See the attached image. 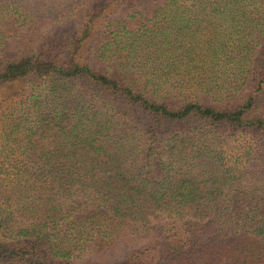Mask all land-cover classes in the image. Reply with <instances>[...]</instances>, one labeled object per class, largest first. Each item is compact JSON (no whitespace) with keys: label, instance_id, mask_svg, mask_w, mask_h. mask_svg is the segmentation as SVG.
I'll use <instances>...</instances> for the list:
<instances>
[{"label":"trees","instance_id":"1","mask_svg":"<svg viewBox=\"0 0 264 264\" xmlns=\"http://www.w3.org/2000/svg\"><path fill=\"white\" fill-rule=\"evenodd\" d=\"M0 264H264V0H0Z\"/></svg>","mask_w":264,"mask_h":264},{"label":"rangeland","instance_id":"2","mask_svg":"<svg viewBox=\"0 0 264 264\" xmlns=\"http://www.w3.org/2000/svg\"><path fill=\"white\" fill-rule=\"evenodd\" d=\"M85 11H78L77 15L73 17L71 20L66 22L65 24L54 26V27H36L37 28V34L41 37V40H39L41 43H49V42H58L61 43V45L66 43L67 36L75 33L80 25L83 22ZM38 44L39 42L36 41ZM77 203H79V198H76ZM120 253V250L117 249L116 251L109 253L107 258L116 257Z\"/></svg>","mask_w":264,"mask_h":264}]
</instances>
